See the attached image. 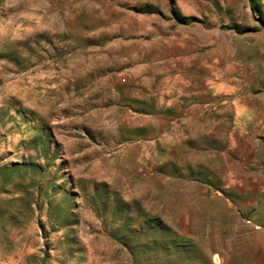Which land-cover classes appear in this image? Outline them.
<instances>
[{
	"label": "rangeland",
	"instance_id": "1",
	"mask_svg": "<svg viewBox=\"0 0 264 264\" xmlns=\"http://www.w3.org/2000/svg\"><path fill=\"white\" fill-rule=\"evenodd\" d=\"M0 264H264V0H0Z\"/></svg>",
	"mask_w": 264,
	"mask_h": 264
}]
</instances>
